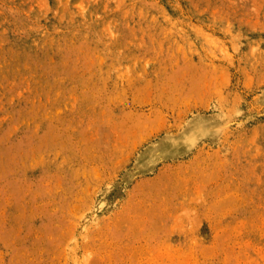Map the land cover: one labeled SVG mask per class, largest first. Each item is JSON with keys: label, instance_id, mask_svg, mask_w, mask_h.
Masks as SVG:
<instances>
[{"label": "rangeland", "instance_id": "rangeland-1", "mask_svg": "<svg viewBox=\"0 0 264 264\" xmlns=\"http://www.w3.org/2000/svg\"><path fill=\"white\" fill-rule=\"evenodd\" d=\"M0 264H264V0H0Z\"/></svg>", "mask_w": 264, "mask_h": 264}]
</instances>
